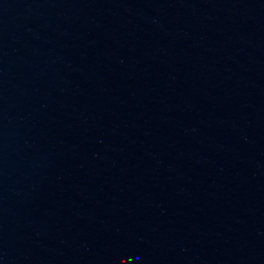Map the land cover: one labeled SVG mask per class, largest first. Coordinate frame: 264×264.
<instances>
[{"label": "water", "instance_id": "95a60500", "mask_svg": "<svg viewBox=\"0 0 264 264\" xmlns=\"http://www.w3.org/2000/svg\"><path fill=\"white\" fill-rule=\"evenodd\" d=\"M0 264H264V0H0Z\"/></svg>", "mask_w": 264, "mask_h": 264}]
</instances>
